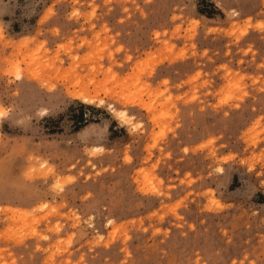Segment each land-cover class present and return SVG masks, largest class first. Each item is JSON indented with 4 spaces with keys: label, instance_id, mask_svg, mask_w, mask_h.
I'll use <instances>...</instances> for the list:
<instances>
[{
    "label": "rangeland",
    "instance_id": "obj_1",
    "mask_svg": "<svg viewBox=\"0 0 264 264\" xmlns=\"http://www.w3.org/2000/svg\"><path fill=\"white\" fill-rule=\"evenodd\" d=\"M0 264H264V0H0Z\"/></svg>",
    "mask_w": 264,
    "mask_h": 264
},
{
    "label": "bare ground",
    "instance_id": "obj_2",
    "mask_svg": "<svg viewBox=\"0 0 264 264\" xmlns=\"http://www.w3.org/2000/svg\"><path fill=\"white\" fill-rule=\"evenodd\" d=\"M85 90L84 91L81 90L80 92H77L75 94V96L78 97V98H80V99H82V101H86V100H89L90 101L91 100V96H90V94L87 93L88 91L86 90V92H85ZM121 113L123 114V111H121Z\"/></svg>",
    "mask_w": 264,
    "mask_h": 264
}]
</instances>
